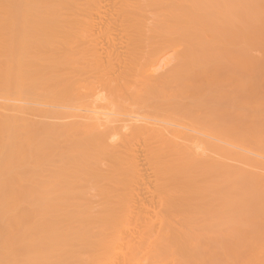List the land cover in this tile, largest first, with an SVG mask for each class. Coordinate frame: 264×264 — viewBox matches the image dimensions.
<instances>
[{
    "label": "bare ground",
    "instance_id": "bare-ground-1",
    "mask_svg": "<svg viewBox=\"0 0 264 264\" xmlns=\"http://www.w3.org/2000/svg\"><path fill=\"white\" fill-rule=\"evenodd\" d=\"M0 264H264V0H0Z\"/></svg>",
    "mask_w": 264,
    "mask_h": 264
}]
</instances>
